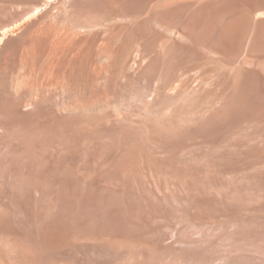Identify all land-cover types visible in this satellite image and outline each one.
Listing matches in <instances>:
<instances>
[{
  "label": "rangeland",
  "instance_id": "1",
  "mask_svg": "<svg viewBox=\"0 0 264 264\" xmlns=\"http://www.w3.org/2000/svg\"><path fill=\"white\" fill-rule=\"evenodd\" d=\"M0 264H264V0H0Z\"/></svg>",
  "mask_w": 264,
  "mask_h": 264
}]
</instances>
